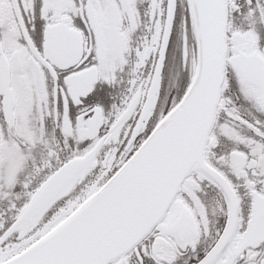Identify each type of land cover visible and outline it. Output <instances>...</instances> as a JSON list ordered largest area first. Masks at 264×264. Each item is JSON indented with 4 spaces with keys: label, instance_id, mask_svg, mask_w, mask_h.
<instances>
[{
    "label": "snow or ice",
    "instance_id": "snow-or-ice-1",
    "mask_svg": "<svg viewBox=\"0 0 264 264\" xmlns=\"http://www.w3.org/2000/svg\"><path fill=\"white\" fill-rule=\"evenodd\" d=\"M0 264H264V0H0Z\"/></svg>",
    "mask_w": 264,
    "mask_h": 264
}]
</instances>
